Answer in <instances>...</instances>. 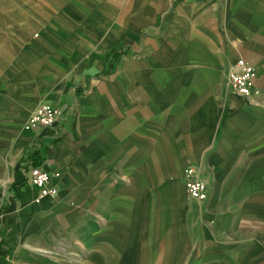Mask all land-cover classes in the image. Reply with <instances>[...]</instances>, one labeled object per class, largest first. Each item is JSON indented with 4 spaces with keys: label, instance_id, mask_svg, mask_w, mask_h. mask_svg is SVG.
<instances>
[{
    "label": "crops",
    "instance_id": "0c3cea01",
    "mask_svg": "<svg viewBox=\"0 0 264 264\" xmlns=\"http://www.w3.org/2000/svg\"><path fill=\"white\" fill-rule=\"evenodd\" d=\"M74 2L52 53L0 45V264H264V0ZM239 58L249 99L223 90ZM41 103L63 117L29 132Z\"/></svg>",
    "mask_w": 264,
    "mask_h": 264
},
{
    "label": "built area",
    "instance_id": "2783aa9c",
    "mask_svg": "<svg viewBox=\"0 0 264 264\" xmlns=\"http://www.w3.org/2000/svg\"><path fill=\"white\" fill-rule=\"evenodd\" d=\"M255 78V67L242 58L237 59L226 72L223 82L224 94L251 98L255 93ZM62 117L61 109L48 103H41L28 116L25 129L32 133L43 128L58 129ZM24 178L32 188L36 189L38 201L43 198H56L58 191L50 185V176L41 166L28 167L24 171ZM185 190L191 198L199 202L207 199L208 185L196 176L193 168H188L186 171Z\"/></svg>",
    "mask_w": 264,
    "mask_h": 264
},
{
    "label": "rangeland",
    "instance_id": "374dc122",
    "mask_svg": "<svg viewBox=\"0 0 264 264\" xmlns=\"http://www.w3.org/2000/svg\"><path fill=\"white\" fill-rule=\"evenodd\" d=\"M74 1L76 0H0V45L5 43L9 47L12 39L25 41L27 46L32 47L35 56L38 52H43V55L52 53V47L42 40L43 35L47 34V31H43L42 24L64 22L65 18L68 19L63 14L64 9L74 6ZM29 258L30 261L25 260L24 264H40L43 255L35 254ZM70 259V256H63L59 264H72ZM50 260V264H57L54 258Z\"/></svg>",
    "mask_w": 264,
    "mask_h": 264
},
{
    "label": "trees",
    "instance_id": "16d2710c",
    "mask_svg": "<svg viewBox=\"0 0 264 264\" xmlns=\"http://www.w3.org/2000/svg\"><path fill=\"white\" fill-rule=\"evenodd\" d=\"M40 164V158L34 154L33 156V166H38Z\"/></svg>",
    "mask_w": 264,
    "mask_h": 264
}]
</instances>
